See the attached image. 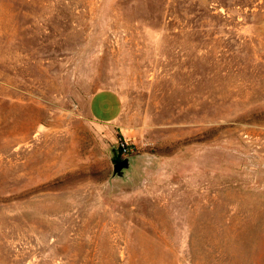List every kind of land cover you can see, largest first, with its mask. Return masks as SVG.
Returning <instances> with one entry per match:
<instances>
[{
    "label": "rangeland",
    "instance_id": "1",
    "mask_svg": "<svg viewBox=\"0 0 264 264\" xmlns=\"http://www.w3.org/2000/svg\"><path fill=\"white\" fill-rule=\"evenodd\" d=\"M0 264H264V0H0Z\"/></svg>",
    "mask_w": 264,
    "mask_h": 264
},
{
    "label": "water",
    "instance_id": "2",
    "mask_svg": "<svg viewBox=\"0 0 264 264\" xmlns=\"http://www.w3.org/2000/svg\"><path fill=\"white\" fill-rule=\"evenodd\" d=\"M127 166V159H121L120 161L114 164V168L116 171H120L123 167Z\"/></svg>",
    "mask_w": 264,
    "mask_h": 264
},
{
    "label": "trees",
    "instance_id": "3",
    "mask_svg": "<svg viewBox=\"0 0 264 264\" xmlns=\"http://www.w3.org/2000/svg\"><path fill=\"white\" fill-rule=\"evenodd\" d=\"M121 159H119V156H117L115 159H114V162L116 163V162H118V161H120Z\"/></svg>",
    "mask_w": 264,
    "mask_h": 264
},
{
    "label": "crops",
    "instance_id": "4",
    "mask_svg": "<svg viewBox=\"0 0 264 264\" xmlns=\"http://www.w3.org/2000/svg\"><path fill=\"white\" fill-rule=\"evenodd\" d=\"M103 98H106V97L104 96V97H102V99H103Z\"/></svg>",
    "mask_w": 264,
    "mask_h": 264
}]
</instances>
